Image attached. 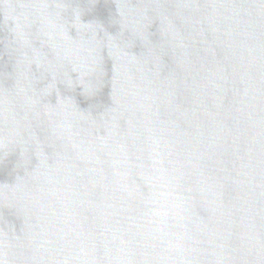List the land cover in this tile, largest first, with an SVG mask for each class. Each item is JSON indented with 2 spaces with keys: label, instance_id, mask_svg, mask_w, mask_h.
<instances>
[{
  "label": "water",
  "instance_id": "95a60500",
  "mask_svg": "<svg viewBox=\"0 0 264 264\" xmlns=\"http://www.w3.org/2000/svg\"><path fill=\"white\" fill-rule=\"evenodd\" d=\"M0 264H264V0H0Z\"/></svg>",
  "mask_w": 264,
  "mask_h": 264
}]
</instances>
